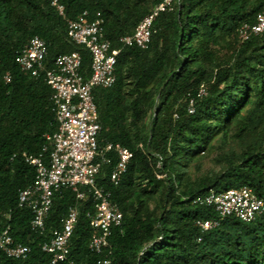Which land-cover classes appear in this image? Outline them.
Here are the masks:
<instances>
[{
  "label": "trees",
  "instance_id": "trees-1",
  "mask_svg": "<svg viewBox=\"0 0 264 264\" xmlns=\"http://www.w3.org/2000/svg\"><path fill=\"white\" fill-rule=\"evenodd\" d=\"M61 2L69 18L84 10L89 19L100 13L105 37L119 49L115 82L93 95L100 147L120 143L132 152L117 184L109 180L114 151L106 153L109 161L97 175L122 223L104 252L92 250V200L65 189L53 198L45 231L30 228L32 213L18 206V193L34 181L35 169L23 153H37L53 130L52 89L43 72L22 74L16 54L39 35L47 45L46 67L79 50L85 76L90 54L68 39L50 0H0V233L9 227L15 241L30 246L24 259L0 251V264H50L40 243L73 206L79 216L68 260L76 264H102L104 258L111 264H264V212L252 221L220 219L213 206L194 204L211 190L243 185L264 201V31L243 42L237 36L241 24L256 20L264 0H175L174 10L154 21L146 48L123 46L119 38L134 30L155 0ZM202 84L207 94L197 97ZM189 95L196 97L193 113L181 101ZM207 158L212 166L204 168ZM214 219L219 223L209 229L198 223Z\"/></svg>",
  "mask_w": 264,
  "mask_h": 264
},
{
  "label": "built area",
  "instance_id": "built-area-1",
  "mask_svg": "<svg viewBox=\"0 0 264 264\" xmlns=\"http://www.w3.org/2000/svg\"><path fill=\"white\" fill-rule=\"evenodd\" d=\"M175 0H155V4L136 25L132 32H126L119 40L123 46L148 47L154 21L163 13L174 10ZM50 5L63 18L67 27L68 39L85 48L90 54V74L81 72L82 56L79 50L58 55L50 67L45 65L47 45L39 35H33L18 50L15 61L24 75L38 76L44 73L47 84L52 89L50 96L53 130L45 134L46 143L33 153H23L25 161L35 169L34 181L18 193V206L31 211L30 228L43 233L46 228L53 198L61 190L73 191L80 200L91 199L94 205L87 212L92 228L89 247L102 253L109 247L113 229L122 223V212L111 200V192L98 184L97 175L102 163L109 161L106 153L114 151L117 161L109 174V180L117 184L132 157V152L120 143L107 142L99 145L98 134L101 122L93 91L96 88L110 87L116 80L115 65L119 49L112 48L104 35V20L100 13L89 19L88 10L75 18L66 15L61 0H50ZM264 31V6L257 13L253 23L245 22L237 28L239 41L250 39ZM5 80L10 76L5 74ZM207 94V86L202 84L197 97ZM187 111H195L196 97L189 95L185 100ZM177 117V114L174 115ZM159 163V162H158ZM160 177V174L157 175ZM194 204L213 206L220 219L235 215L245 221H252L264 212V201L252 188L243 185L223 192L211 190L197 197ZM79 210L73 206L63 219L62 226L50 231V237L41 242V249L51 255L50 264L68 260L71 237L76 227ZM203 229H209L219 220L198 221ZM0 251L7 257L24 259L30 246L15 241L9 227L0 233ZM102 264H111L104 258Z\"/></svg>",
  "mask_w": 264,
  "mask_h": 264
},
{
  "label": "rangeland",
  "instance_id": "rangeland-1",
  "mask_svg": "<svg viewBox=\"0 0 264 264\" xmlns=\"http://www.w3.org/2000/svg\"><path fill=\"white\" fill-rule=\"evenodd\" d=\"M210 166H212V161L209 158H207L205 160V163H204L203 167L207 168V167H210Z\"/></svg>",
  "mask_w": 264,
  "mask_h": 264
}]
</instances>
